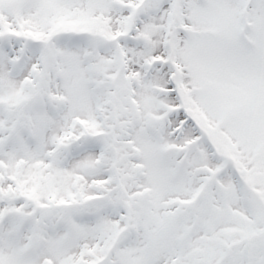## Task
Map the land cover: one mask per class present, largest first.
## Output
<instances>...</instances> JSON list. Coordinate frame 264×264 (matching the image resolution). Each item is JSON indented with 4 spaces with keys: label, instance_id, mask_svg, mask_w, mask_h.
Returning <instances> with one entry per match:
<instances>
[{
    "label": "snow or ice",
    "instance_id": "6c2138e0",
    "mask_svg": "<svg viewBox=\"0 0 264 264\" xmlns=\"http://www.w3.org/2000/svg\"><path fill=\"white\" fill-rule=\"evenodd\" d=\"M0 264H264V0H0Z\"/></svg>",
    "mask_w": 264,
    "mask_h": 264
}]
</instances>
